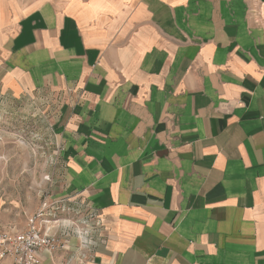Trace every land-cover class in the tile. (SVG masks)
I'll use <instances>...</instances> for the list:
<instances>
[{"label":"crops","instance_id":"crops-1","mask_svg":"<svg viewBox=\"0 0 264 264\" xmlns=\"http://www.w3.org/2000/svg\"><path fill=\"white\" fill-rule=\"evenodd\" d=\"M0 99L53 128L42 264H264V0H0Z\"/></svg>","mask_w":264,"mask_h":264},{"label":"rangeland","instance_id":"rangeland-1","mask_svg":"<svg viewBox=\"0 0 264 264\" xmlns=\"http://www.w3.org/2000/svg\"><path fill=\"white\" fill-rule=\"evenodd\" d=\"M36 107L0 99V232L24 230L27 218L50 196L56 147L50 118Z\"/></svg>","mask_w":264,"mask_h":264},{"label":"built area","instance_id":"built-area-1","mask_svg":"<svg viewBox=\"0 0 264 264\" xmlns=\"http://www.w3.org/2000/svg\"><path fill=\"white\" fill-rule=\"evenodd\" d=\"M60 200L44 196L40 208L27 218L22 231L0 232V262L7 264H42V254L66 249V240L50 231L60 220L56 211ZM49 217L48 220H44Z\"/></svg>","mask_w":264,"mask_h":264}]
</instances>
